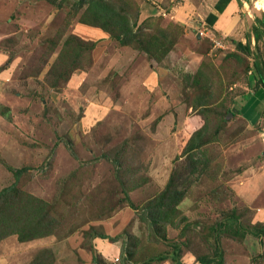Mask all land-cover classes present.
<instances>
[{
	"label": "rangeland",
	"instance_id": "1",
	"mask_svg": "<svg viewBox=\"0 0 264 264\" xmlns=\"http://www.w3.org/2000/svg\"><path fill=\"white\" fill-rule=\"evenodd\" d=\"M255 1L0 0V264H82L115 212L118 264H264V112L234 46L264 61Z\"/></svg>",
	"mask_w": 264,
	"mask_h": 264
},
{
	"label": "trees",
	"instance_id": "2",
	"mask_svg": "<svg viewBox=\"0 0 264 264\" xmlns=\"http://www.w3.org/2000/svg\"><path fill=\"white\" fill-rule=\"evenodd\" d=\"M251 31H252V38L257 45H258V43L261 42V40H264V14H262L260 17L256 16L254 18V22L251 26ZM115 39L120 40L117 37ZM245 39H246V43L243 44L242 42H236L234 44V46H235L236 50H238L239 52L245 54L246 56H249L250 58L251 57L253 58L252 64L248 70L250 74L247 76V84L253 90V93L250 94V98L254 99V100L258 99L257 107L262 106V112H264V61L262 60V58L259 57V55L254 54V52L251 51V49H250V45H251L250 44V36L248 34H246ZM259 98H260V100H259ZM22 171H23L22 169L16 170L14 172V174L17 176V175L21 174ZM14 188L15 187L7 188L1 192V194H0V212H3L4 206H5V208L12 210L14 212L11 203L12 202L14 203V198H15L14 196H18V195H15L14 192H16V190ZM10 192L14 193V196L11 195ZM20 195L21 194H19V196ZM21 196L25 197L24 198L25 201H33L34 203L40 204L39 203L40 201L35 200V198H33L27 194H24ZM170 196H172V197L169 198V200L166 199V193H165V196L163 197L164 198L163 201L159 202L154 207L156 209V212H159L160 214L164 213L163 215L161 214V217L159 219L160 221L163 222V225H165L167 222H171L170 217H173L175 215V212H177V210L174 207L176 206V204H178L181 201V199L183 197L181 192H175L173 195H170ZM174 204H175V206H174ZM2 205H4V206H2ZM34 206H37V205H34ZM231 222H233L232 219H230L227 222H223L218 227L226 228L228 230L231 226ZM172 225L174 226V224H172ZM37 230H39V229H37ZM37 230L34 229L30 232H29V229L26 230V233H31V235L26 236V239H23V241L32 240L34 238L40 237L41 235L40 236L35 235L36 232L39 233V231H37ZM236 231L239 232L238 230H236ZM18 234H19V237L24 236L23 233H21V232H18ZM241 235H243V234H241ZM257 235H259V234H257ZM99 237L103 238V239L108 238V239H112L113 241H115L114 240L115 238L113 239V238H110L109 236L108 237L99 236ZM134 251L135 250L130 251L126 255L129 258H130V256L131 257L133 255L135 256ZM133 252H134V254H133ZM204 261H205L204 258L198 259L199 264H212V262L207 261L205 263Z\"/></svg>",
	"mask_w": 264,
	"mask_h": 264
},
{
	"label": "crops",
	"instance_id": "3",
	"mask_svg": "<svg viewBox=\"0 0 264 264\" xmlns=\"http://www.w3.org/2000/svg\"><path fill=\"white\" fill-rule=\"evenodd\" d=\"M4 61H5V56L0 52V67H2ZM0 77L2 78V74H0ZM257 105H258V99L254 100L251 98L250 101H247L245 104L242 105V108L245 107L250 108V114L248 115L247 119L253 122L251 125H258L262 116L261 115L262 106L257 107ZM243 111L244 110H242V112ZM254 116H256V118ZM262 143L264 144V134H262ZM133 217L134 214L131 212H115L114 214L111 215L110 219L98 224L102 226V229L106 236H110L111 238L113 237L116 238L115 236L120 232L124 231V229L127 227L129 222L132 221ZM107 239L95 237L92 241L93 249L101 257L100 259L103 262L107 264H118L123 260L125 256L124 251H122L123 248L125 247H123V244L119 241L110 242ZM79 244H80V240H78L75 243L74 247H77L78 254L80 255V258H82V262H83L82 264H95L93 258L95 251H85V249H82ZM51 245L53 247H59L61 244L57 241H54ZM160 264H170V262H164Z\"/></svg>",
	"mask_w": 264,
	"mask_h": 264
},
{
	"label": "bare ground",
	"instance_id": "4",
	"mask_svg": "<svg viewBox=\"0 0 264 264\" xmlns=\"http://www.w3.org/2000/svg\"><path fill=\"white\" fill-rule=\"evenodd\" d=\"M254 7L264 13V0H256L254 2Z\"/></svg>",
	"mask_w": 264,
	"mask_h": 264
}]
</instances>
